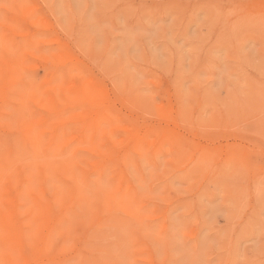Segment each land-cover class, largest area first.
<instances>
[{
	"label": "rangeland",
	"instance_id": "374dc122",
	"mask_svg": "<svg viewBox=\"0 0 264 264\" xmlns=\"http://www.w3.org/2000/svg\"><path fill=\"white\" fill-rule=\"evenodd\" d=\"M0 264H264V0H0Z\"/></svg>",
	"mask_w": 264,
	"mask_h": 264
},
{
	"label": "bare ground",
	"instance_id": "6f19581e",
	"mask_svg": "<svg viewBox=\"0 0 264 264\" xmlns=\"http://www.w3.org/2000/svg\"><path fill=\"white\" fill-rule=\"evenodd\" d=\"M34 157V156H33ZM31 158V157H30Z\"/></svg>",
	"mask_w": 264,
	"mask_h": 264
}]
</instances>
